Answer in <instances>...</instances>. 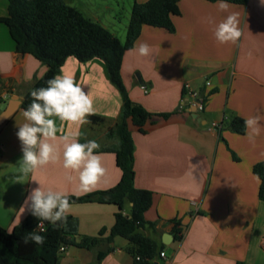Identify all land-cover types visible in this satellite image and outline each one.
<instances>
[{
	"label": "crops",
	"instance_id": "crops-1",
	"mask_svg": "<svg viewBox=\"0 0 264 264\" xmlns=\"http://www.w3.org/2000/svg\"><path fill=\"white\" fill-rule=\"evenodd\" d=\"M135 1L149 0H132L131 11ZM65 2L88 18L75 0ZM223 2L226 10L220 9L221 1L179 0L174 31L144 26L123 58L121 75L130 98L156 114L144 133L130 127L134 186L153 193L152 207L145 214L153 225L141 232L164 246L161 252L166 254L165 258L158 255L155 264H264V202L259 199L261 181L253 172L256 164L264 162V4L261 0H249L246 5ZM8 8V1L0 0V19L8 15ZM86 10L92 13L93 7ZM233 13L238 14L242 35L236 44H218L214 27ZM110 32L117 36L116 31ZM142 43L152 49L150 56H139ZM46 71L32 55L17 53L8 27L0 21V114L13 97L19 101L15 114L0 126V226L11 232L28 218L40 222L24 204L40 184L68 196L72 207L66 218L76 225L71 240L101 239L92 249L62 247L59 264H134L126 239L107 241L117 206L83 201L115 191L123 180L119 134L123 100L103 61L81 63L70 57L59 74L73 77L88 93L93 102L88 123L70 125L54 118L58 138L68 135L80 143L95 140L100 145L95 152L106 171L96 187L87 193L79 191V173L62 167L59 139L57 163L28 176L19 172L23 153L16 133L25 122L23 98ZM191 91L205 102L204 111L197 113L200 119L193 118ZM256 115L261 119L254 142L247 133L237 134L228 126L234 116L245 120ZM215 123L222 126L221 131L213 129ZM131 207L130 202L124 204L127 216ZM103 230L106 233L100 236ZM178 230L181 240L176 239Z\"/></svg>",
	"mask_w": 264,
	"mask_h": 264
},
{
	"label": "trees",
	"instance_id": "trees-1",
	"mask_svg": "<svg viewBox=\"0 0 264 264\" xmlns=\"http://www.w3.org/2000/svg\"><path fill=\"white\" fill-rule=\"evenodd\" d=\"M7 1L8 15L0 21L8 27L17 53L32 55L47 67L45 75L36 80L25 94L22 103L24 110L31 103V91L46 87L50 78L60 74L68 58L73 57L81 63L93 59L104 62L109 79L120 91L123 100L119 126L123 180L115 191L100 192L83 201L116 205L118 211L107 237L108 243L111 244L116 237L124 238L128 241V252L133 256L134 264H155L154 260L164 246L141 232L146 226L153 225L145 219L146 212L152 207L153 193L134 186L135 147L130 127L144 133V127L156 114L132 101L123 83L121 70L125 53L134 48L144 26L174 31L173 17L180 14L179 0H149L143 4L135 1L125 42L101 24L86 18L65 0ZM206 1L215 3L221 0ZM223 1L246 5L249 0ZM159 116L167 118L169 114ZM228 126L237 134L246 133L244 119L238 116H234ZM253 172L261 181L259 199L264 202V162L256 164ZM126 202L132 204L131 216L124 213ZM44 224V230H40L28 218L11 232L0 226V264H59L62 247L77 245L92 249L101 242L100 238L88 237L80 243L71 240L69 236L75 234L76 225L69 217L57 224ZM32 233L45 237L43 246L30 239L27 244L24 243ZM105 233L106 230H103L100 236ZM176 239H182L179 230Z\"/></svg>",
	"mask_w": 264,
	"mask_h": 264
},
{
	"label": "clouds",
	"instance_id": "clouds-1",
	"mask_svg": "<svg viewBox=\"0 0 264 264\" xmlns=\"http://www.w3.org/2000/svg\"><path fill=\"white\" fill-rule=\"evenodd\" d=\"M261 4H264V0H261ZM219 7L226 10L228 5L221 0ZM213 35L218 44H236L242 35L238 14H230L216 24ZM138 54L140 57H148L152 49L142 43L138 47ZM30 96L31 103L22 113L25 122L18 126L16 133L23 153L20 174L28 176L50 163H57L61 158L60 145L55 142L59 139L63 148L62 167L79 173L80 192L92 191L106 171L102 167L100 155L95 152L100 145L95 140L80 143L77 138L68 135L58 138L54 119L77 126L88 123L86 117L93 113V102L88 93L73 77L61 74L50 78L46 87L32 90ZM260 119L256 115L244 120L250 141L254 142L255 136L259 135ZM24 204L40 222L48 221L51 224L65 220L72 207L65 193L45 190L40 184L30 192ZM29 239L40 246L45 242V237L36 233L25 238L24 243L27 244Z\"/></svg>",
	"mask_w": 264,
	"mask_h": 264
},
{
	"label": "rangeland",
	"instance_id": "rangeland-1",
	"mask_svg": "<svg viewBox=\"0 0 264 264\" xmlns=\"http://www.w3.org/2000/svg\"><path fill=\"white\" fill-rule=\"evenodd\" d=\"M132 0H75L78 6L84 9L88 18L99 23H106L109 31H116V37L125 42L126 32L131 20ZM93 7L92 13H88L87 7ZM116 28H113L114 26ZM114 29V30H113ZM127 209V208H126ZM129 211V210H128ZM131 214V210L129 211Z\"/></svg>",
	"mask_w": 264,
	"mask_h": 264
},
{
	"label": "built area",
	"instance_id": "built-area-1",
	"mask_svg": "<svg viewBox=\"0 0 264 264\" xmlns=\"http://www.w3.org/2000/svg\"><path fill=\"white\" fill-rule=\"evenodd\" d=\"M207 85L209 86L210 85V82H207ZM145 93H147V90H145ZM189 95L193 98L194 100V108H195V112L196 113H201L204 111V108H205V102L204 100L201 98V96L197 93V92H189ZM185 107V102L184 100L181 101V105H180V108L183 109ZM213 129L216 130V131H220L221 130V125L215 123L213 124ZM44 227H45V224L44 222H39L37 224V228L40 229V230H44ZM261 247L264 251V238H262L261 240ZM64 248H62L61 250H63ZM160 257L161 258H165L166 257V254L165 252H161L160 253Z\"/></svg>",
	"mask_w": 264,
	"mask_h": 264
},
{
	"label": "water",
	"instance_id": "water-1",
	"mask_svg": "<svg viewBox=\"0 0 264 264\" xmlns=\"http://www.w3.org/2000/svg\"><path fill=\"white\" fill-rule=\"evenodd\" d=\"M19 106V101L17 97H13L11 101L8 103L4 111L0 114V126L3 125L10 117H12L17 111ZM193 118H199L197 113L193 114ZM165 244H168L165 242Z\"/></svg>",
	"mask_w": 264,
	"mask_h": 264
}]
</instances>
